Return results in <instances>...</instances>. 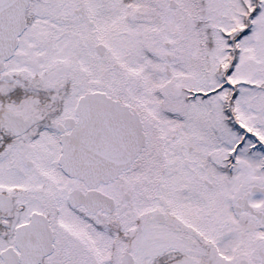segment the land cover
Instances as JSON below:
<instances>
[{"label": "snow or ice", "instance_id": "6c2138e0", "mask_svg": "<svg viewBox=\"0 0 264 264\" xmlns=\"http://www.w3.org/2000/svg\"><path fill=\"white\" fill-rule=\"evenodd\" d=\"M0 264H264V0H0Z\"/></svg>", "mask_w": 264, "mask_h": 264}]
</instances>
